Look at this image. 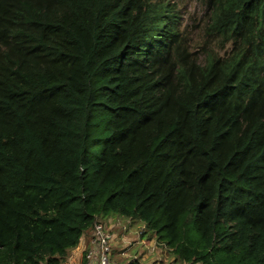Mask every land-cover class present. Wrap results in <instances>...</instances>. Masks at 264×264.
<instances>
[{"label":"trees","instance_id":"trees-1","mask_svg":"<svg viewBox=\"0 0 264 264\" xmlns=\"http://www.w3.org/2000/svg\"><path fill=\"white\" fill-rule=\"evenodd\" d=\"M201 2L200 62L171 0H0V264H64L113 215L264 264V0Z\"/></svg>","mask_w":264,"mask_h":264},{"label":"rangeland","instance_id":"rangeland-1","mask_svg":"<svg viewBox=\"0 0 264 264\" xmlns=\"http://www.w3.org/2000/svg\"><path fill=\"white\" fill-rule=\"evenodd\" d=\"M171 2L180 16L182 27L188 34L191 48L199 52V61H203L201 46L205 39L202 31L206 19L204 5L201 0H171ZM228 50L229 47L218 52L223 55ZM103 127L104 125L100 123L93 128V134L88 143V154L92 157L98 155L102 145ZM108 218L101 221L109 224L110 231L114 229L116 232L121 230L124 232L126 229L123 235L117 233L116 240L113 242L111 256L116 264H126L133 259H138L141 264H184L170 249L159 243L153 233L146 231L139 221L119 215ZM142 240H144L143 244ZM75 259L74 254L69 255L67 253L64 264H76L78 258ZM79 264H81V261H79Z\"/></svg>","mask_w":264,"mask_h":264},{"label":"built area","instance_id":"built-area-1","mask_svg":"<svg viewBox=\"0 0 264 264\" xmlns=\"http://www.w3.org/2000/svg\"><path fill=\"white\" fill-rule=\"evenodd\" d=\"M89 231V246L81 254L84 264H116L111 256L114 235L109 224L98 220Z\"/></svg>","mask_w":264,"mask_h":264},{"label":"crops","instance_id":"crops-1","mask_svg":"<svg viewBox=\"0 0 264 264\" xmlns=\"http://www.w3.org/2000/svg\"><path fill=\"white\" fill-rule=\"evenodd\" d=\"M108 219H110V217H109ZM124 232H126V229L124 230ZM124 232H123L122 230L116 232V230L114 231V229H113V231H112V233H113V235H114L113 242H115V240H116L115 237H117V235H116L117 233H118L119 235H123ZM89 235H90V231H86V232H84V234L82 235V237H81V239H80L79 244H78L76 247H74V248L68 250V254H69V255L72 253V254L75 255V258H76V259L78 258L77 261H76V264H79V261H81V264H83V263H82V260H81V254H82V251H83L86 247L89 246ZM143 241H144V240H142V244H143ZM113 242H112V246H113ZM79 258H80V259H79ZM76 259H75V260H76ZM127 263H128V262H127Z\"/></svg>","mask_w":264,"mask_h":264}]
</instances>
